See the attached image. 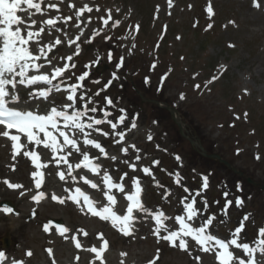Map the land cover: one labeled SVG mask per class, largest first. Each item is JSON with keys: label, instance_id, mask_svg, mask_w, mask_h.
Instances as JSON below:
<instances>
[{"label": "rangeland", "instance_id": "obj_1", "mask_svg": "<svg viewBox=\"0 0 264 264\" xmlns=\"http://www.w3.org/2000/svg\"><path fill=\"white\" fill-rule=\"evenodd\" d=\"M60 1L55 2L57 8H50L46 2L48 5L45 3L40 13L34 9L30 11L28 23L36 21L30 30L44 29L37 37L39 45L30 42L31 48L35 51L38 46L43 47L47 59L52 61L49 67L47 59L42 57L41 62L45 64L42 71L51 73L55 66L75 64L74 68L70 67L66 71L64 77L57 79L58 82L62 81L60 85L65 83V88L77 83V77L84 71H89V77L80 82L83 87L77 95L87 93L93 96L96 104L90 106L97 107H105V98H111L113 105L107 106V110L112 113L109 119L114 122L122 114L121 109L127 115L126 121L118 124L116 130L104 123L98 126L101 133L92 134L106 148L107 157L101 156L98 150L90 146L82 147L98 156L102 169H107L113 178L127 173L124 182L129 189L132 187V178L138 177L140 183L146 186L147 206L150 209H164L170 217L182 214L180 200L189 194L184 191V187L194 192L201 188V176H208L209 186L202 193V198L208 201V207L205 209L200 203L201 197H197V207L202 209L204 218L215 214L210 231L230 239V231H234L243 222L242 241L253 243L254 238H259V227L264 226V192L258 185L247 183L216 161L200 156L179 135L166 108L172 106L175 109L178 119L183 122L185 133L194 140L200 139L207 152L219 153L246 177L264 184V16L255 20V13L250 8L253 1L172 0L171 6L168 0ZM209 2L214 13L211 16L206 11ZM85 4L93 10L82 15L83 23L67 19L74 17ZM109 10L112 19L105 26L101 17L107 19ZM53 15L59 19V31L43 26ZM201 15L205 22L197 26ZM217 18L223 21V26L216 28L214 33L204 35L205 31L210 30L208 25L214 24ZM114 21L120 23L113 27ZM170 25L172 27L168 29ZM167 33L169 38L165 44L162 43L160 53L164 64L153 68L158 41ZM77 36H80L78 41L75 39ZM208 36L212 39H208ZM57 38L63 43L48 51L49 44L55 45ZM69 38L75 41L71 46ZM77 45L80 52L75 55ZM163 51L168 52V55ZM69 55H73L71 61L66 59ZM121 57L122 67L117 69ZM86 65L89 67L86 68ZM202 70L203 75L200 72ZM114 72L118 79L112 80L105 90ZM214 76L217 79L212 80ZM145 78H148V83H145ZM196 84L200 85L199 89L194 87ZM98 92L99 95H95ZM181 94H184L183 100L180 99ZM24 95V105L28 108H45L52 102L57 105L67 102L64 90L51 95L47 101L39 97L29 98L26 93ZM93 115L100 118L99 112ZM133 120L135 128L131 127ZM115 131L126 134L121 144H115L118 140ZM103 132L109 135L105 137ZM149 135L152 136L151 140L148 139ZM31 147L22 149L18 159H15L7 140L0 136V198L16 204L19 213L23 214L21 221L25 223L22 229L10 237L1 232L0 248L4 247V238H8L9 245L4 248L31 263L52 264L54 259L58 264L74 260V264H81L90 258L87 249L100 245L97 235L102 232L109 241V248L104 254L105 264H148L157 255V250V264H217L213 252H203L197 246L184 251L171 247L165 241H158L152 232L154 223L148 219L142 218L141 224L134 225L135 233L126 237L117 229L109 227L105 221L78 214V210L72 206L54 204L37 205V208L35 201L24 200L18 203L17 195L13 193L16 189L8 188L4 181L22 184L30 190L34 182L31 177L33 165L31 159L23 155V151L31 150ZM124 147L129 149L127 154L122 151ZM36 150L44 162L51 159L50 150L42 146ZM257 154L259 159L256 158ZM137 155L141 156L139 161L135 160ZM77 156L73 155L71 163L78 159ZM113 156L115 160L111 159ZM176 156L180 157V161L176 160ZM154 161L159 163L154 164ZM130 164L136 165L135 171L129 167ZM62 166L58 168L54 163L49 164L45 169L44 183L58 184L57 172ZM144 166L150 168L155 182L162 187H156L153 175L143 173L141 169ZM176 172L182 177L180 185L175 182ZM65 189L66 184L53 190L62 193ZM166 190L171 194L164 200ZM225 192L229 193L227 200L232 201L226 215L222 214L226 203ZM94 194H98V191H94ZM238 197L243 202L240 207L235 204ZM119 206L124 210L121 202ZM34 211L36 216L31 219L30 215ZM246 215L248 219L243 220ZM49 217L63 220L68 229L67 239L56 233V228L48 221ZM167 223L170 226L175 224L171 219ZM45 224H48V231L44 230ZM80 226L93 233L91 240L85 235L77 238L76 232ZM175 227L178 228L177 225ZM73 236L80 241L81 248L74 247ZM44 244L51 245L53 256L45 251ZM190 244L194 245V242L190 241ZM30 250H34V253L27 256ZM197 256L200 257L199 261Z\"/></svg>", "mask_w": 264, "mask_h": 264}, {"label": "snow or ice", "instance_id": "obj_2", "mask_svg": "<svg viewBox=\"0 0 264 264\" xmlns=\"http://www.w3.org/2000/svg\"><path fill=\"white\" fill-rule=\"evenodd\" d=\"M169 6H171L172 0H168ZM26 6V7H25ZM50 8H57V4L49 3ZM253 6L256 8L264 7L259 0H253ZM34 9L36 13L41 12V3L34 2V0H0V127L3 128L0 131V136L7 138L12 142L13 158L20 154L22 149H27L29 146L31 150L23 151V155L31 159L32 165L36 169L31 173V177L34 181V188L36 194H31V190H26L31 195V199L39 203L45 198V192L41 191V187L44 183V172L42 169L48 167L49 164L54 163L58 168L61 165L66 166V171H58L57 175L61 181L71 179L74 184H78L82 181L85 185L89 186L93 190H98L105 198V202H98L90 197L81 187L75 186L73 188H66L68 192L67 200H71L77 205H81V210L85 208L87 212L94 217H98L103 221L110 222L111 225L116 228L123 235L131 236L133 234V222L138 219L137 214H142L145 220L151 219L154 222L152 229L153 235L157 240L167 242L171 247H178L181 250L189 251L192 246H197L203 252L215 253V260L217 264H264V226H260L258 229L259 238H254L253 243L243 242L241 233L244 228L243 222L240 223L234 231H230L231 238L225 240L218 238L210 231V226L215 220V214L209 215L206 218L202 216V209L197 207V197H201L200 203L204 208L208 207V201L206 198H202V193L207 190L209 186L208 176L202 175L201 188L194 192L184 187V191L189 193L181 198L180 204L182 205V214H177L174 217H170L161 209H150L142 202L141 183L138 177L132 178V189L126 191L124 180L127 177V173H123L119 178L114 179L107 169H102V165L98 163L99 157L90 154L89 150L82 147L90 146L91 149L98 150L101 156L107 157L108 153L106 148L102 146L96 138H93V133H101V129L98 127L104 123H108L111 129L116 130L118 124H122L126 121L127 115L123 109H121V115L117 121L109 119L112 115L107 110V106L113 105L111 98H105V107L90 106L95 105L96 101L93 96L87 95V93L77 95L78 90L83 87L86 78L89 77V71H84L77 77L78 82L67 85L63 90L67 93V103L57 105L52 102L45 108L39 106L28 108L21 107V98L18 93V85H24L26 88L29 86H36V90L29 89L28 95L32 99L37 97L48 100L53 89L56 91L61 90V85L54 83L58 78L65 76L66 71L75 64L70 65L64 63L63 67L55 66L52 68L51 73H44L42 69L45 64L37 63L42 57L47 59V53L43 47H37L34 51L31 48L30 42H35L39 45L37 37L40 33L44 32L43 28L39 31L30 30L31 25H35L36 21L31 20V24L28 20L31 17L30 10ZM92 8L85 4L79 8L76 12V16L80 17L85 12H92ZM118 11V10H117ZM209 16L213 15V8L211 2H209L207 9ZM27 14V15H25ZM67 19H71L68 17ZM105 26L109 24L112 19L111 12L109 10L107 19L101 17ZM45 23L50 28L60 29L57 27V20L54 18L47 19ZM120 21H114L113 27L117 26ZM230 23H232L230 21ZM79 27V26H77ZM212 25L209 24L208 28ZM138 29V26H137ZM65 35H67L65 33ZM81 35L83 32L81 31ZM179 38V37H178ZM77 41L80 36L75 38ZM106 39H110L106 37ZM75 41L71 38L68 39L69 46ZM91 42L90 40L88 41ZM63 42L57 38L55 45L49 44L48 51H51L53 47L61 45ZM230 47L232 45H229ZM39 54H36V53ZM80 52L79 45L76 46V53ZM64 59V58H62ZM68 61L73 59V55L66 57ZM109 60H111V51L109 52ZM123 57L121 61L117 63V69L122 67ZM47 65L52 66V61L47 59ZM86 68L89 65L85 66ZM223 68V66H221ZM155 68V64H153ZM118 79V76L114 72L112 78L105 85V90L111 85L112 80ZM217 79L213 77L212 80ZM99 82V81H94ZM209 81L208 83H211ZM145 83H148V78H145ZM45 85V87H39ZM51 86V87H47ZM196 89L200 88L199 84L194 85ZM95 95H99V92ZM184 94L180 95V99L183 100ZM100 113V118L97 114ZM245 117L247 113L244 114ZM239 119V117H236ZM131 127L135 128V120L132 121ZM14 130V131H13ZM105 137L109 134L107 132L102 133ZM115 136L118 140L116 144H121L125 141V132L115 131ZM24 138L25 143H21V138ZM148 139L151 140L152 136L149 135ZM42 146L46 150H50L52 156L47 162L41 161V155L36 150L37 147ZM134 148L135 145H132ZM122 151L127 154L129 149L127 147L122 148ZM239 152V149L237 150ZM80 157L75 164L70 162V157L73 155ZM259 159V155L256 156ZM111 159L115 160L113 156ZM141 159L140 155L135 157L136 161ZM176 160L180 161V157L176 156ZM127 163V161H125ZM154 164H158V161H154ZM129 167L135 171L136 165L130 164ZM76 170H87L88 173L95 175L99 183L88 179L87 175L74 174ZM146 175H153L148 166H144L141 169ZM170 175H173L170 173ZM175 182L180 185L182 177L179 172L174 173ZM155 182V177L153 175ZM4 183L10 189H23L24 186L18 183H11L5 180ZM156 187H162L158 182H155ZM238 189L240 185H237ZM115 190V192L113 191ZM25 192L21 191L20 195L24 196ZM117 194H120L126 201V210L120 214L116 210L118 203ZM170 191L165 192L163 196L164 200H167L170 195ZM226 197V203L222 214H227V208L231 205L232 201L227 200L229 193H224ZM52 200H56L59 203H64L65 199L58 197L55 193L51 195ZM242 200L238 197L235 201L237 207L242 206ZM0 211L6 214L13 212L11 207L7 205L3 206ZM35 214V212L33 213ZM173 220L175 224H178V228L170 226L167 221ZM248 216H244L243 220H247ZM44 230L48 231V224L44 225ZM61 234L67 232V228L60 229ZM83 231V230H81ZM87 236V233H83ZM98 241H101L99 246L93 245L87 250L94 253V260L90 264H105L104 254L109 248V241L104 237L101 232L97 235ZM75 247L81 248L82 245L75 236ZM189 241L194 242V245ZM239 250V252H237ZM49 256H53L52 249L47 250ZM259 253L262 259H257L256 255ZM27 256H31V251L26 253ZM121 255H126L122 253ZM6 254L4 251H0V261H5ZM78 260L79 257H76ZM159 259V250L157 255L148 264H157ZM196 259L199 261L200 257ZM12 264H24L22 260H14ZM52 264H55L53 259Z\"/></svg>", "mask_w": 264, "mask_h": 264}, {"label": "bare ground", "instance_id": "obj_3", "mask_svg": "<svg viewBox=\"0 0 264 264\" xmlns=\"http://www.w3.org/2000/svg\"><path fill=\"white\" fill-rule=\"evenodd\" d=\"M260 1V3H261V1H262V3L261 4H264V0H259ZM251 9H253V7H250ZM264 7H262V8H260L257 12L255 11V10H253L254 11V13H255V20H259V19H261L263 16H264V12H261L262 11V9H263ZM80 22H81V20H80ZM43 170V169H42ZM65 171H66V169H65ZM76 171H78V170H76ZM68 182H71L70 181V179H68L67 180V183ZM2 183H0V185H1ZM50 187L48 186V185H46V184H43L42 185V187H41V191H46L45 193H46V195H49V193H48V191H47V189H49ZM83 189V188H82ZM21 191H24L25 192V194H24V196H21L20 195V192ZM33 192H36V190H35V188H34V185H33V189H32V191H31V194H33ZM15 195H17L16 196V198H17V200H18V203H22V201H24V200H32L31 199V195L29 194V192L28 191H26V189H20V190H18V189H16V190H14V192H13ZM87 193V192H86ZM34 195V194H33ZM41 205V204H40ZM1 209V208H0ZM21 216H22V214H18V215H16V216H14V215H12L11 213L10 214H6V213H4L3 211H0V220H1V222H0V233L1 232H3V233H5L6 234V236L7 237H10V235H13V234H16L20 229H22L23 227H24V222L23 221H21ZM62 228H65V225H63V226H61V227H59L58 228V233L59 234H61V231H60V229H62ZM81 230H83V231H81ZM84 232H86L87 233V237H88V239H91V237H92V235L91 234H89L88 232H87V230L84 228V227H80V234H79V236L81 237V234L82 233H84ZM65 233V232H64ZM63 233V234H64ZM62 234V235H63ZM50 247V245L49 244H47L46 245V248H49ZM94 253H92V257H91V259H90V261H93L94 260ZM89 263V261H86V264H88ZM62 264H71L70 262L69 263H62Z\"/></svg>", "mask_w": 264, "mask_h": 264}]
</instances>
